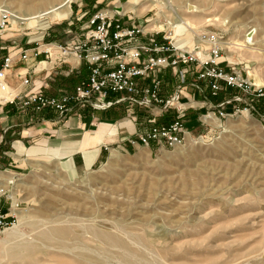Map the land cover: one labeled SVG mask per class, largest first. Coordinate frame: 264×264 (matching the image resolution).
<instances>
[{
	"label": "rangeland",
	"instance_id": "374dc122",
	"mask_svg": "<svg viewBox=\"0 0 264 264\" xmlns=\"http://www.w3.org/2000/svg\"><path fill=\"white\" fill-rule=\"evenodd\" d=\"M153 1L156 6L146 9ZM127 2H71L66 20L42 19L33 28L12 29L9 24L4 44L66 45L86 21L76 20L80 7L97 5L92 14L114 12L117 3ZM189 3L205 9L203 16L210 23L204 19L197 24L199 31L169 29L168 21L184 15ZM141 4L144 10L128 12L137 24L159 22L148 31L165 35L184 49L197 46V37L226 41L255 28L257 37L264 39V0H141ZM1 6L19 10L12 0H0ZM209 47L199 45L202 50ZM222 50L221 60L249 76L251 84L264 87V59L228 53L223 46ZM167 72L163 88L169 92L178 80ZM256 72L263 85L256 82ZM74 76L61 86L70 89L79 77ZM201 96L208 97L206 92ZM232 97H240L239 92H222L216 99ZM253 106L256 111L246 110L244 102L216 109L227 113L225 117L216 113L219 126L206 121L202 131L175 147H113L101 163L76 177L56 163L36 162L19 176L10 194L20 214L11 228L0 232V264H264V104ZM212 111L206 105L198 111L199 118ZM14 226L19 234L7 238ZM60 230L64 232L58 234ZM20 249L21 255L14 254Z\"/></svg>",
	"mask_w": 264,
	"mask_h": 264
},
{
	"label": "built area",
	"instance_id": "2783aa9c",
	"mask_svg": "<svg viewBox=\"0 0 264 264\" xmlns=\"http://www.w3.org/2000/svg\"><path fill=\"white\" fill-rule=\"evenodd\" d=\"M109 12L100 10L90 15L79 26L75 40L66 45L47 42L24 49L16 57L9 52L4 56L1 53L8 51L7 45L3 44V35L10 24L9 16L2 13L0 93L8 97L1 98L0 104L12 105L20 111L37 115L40 122L50 120L53 123H63L82 110L105 111L122 106L127 116L132 114L134 108L148 110L147 122L151 126L137 137L128 139V144L133 147H149L151 144L175 147L185 140L188 134L184 127L187 110L193 108L200 111L206 106L205 101L197 103L194 97H186L188 89L197 94L208 90L211 97H218L230 90L238 91L240 97L224 99L218 104L217 108L221 109L244 102L246 110L256 111L253 106L255 102L264 104V87L251 84L249 76L243 75L235 65L221 60L223 50L219 44H213L207 50L200 49L199 45L190 50L184 49L168 41L165 35L145 30L133 20L127 25L123 24L121 20L125 14ZM84 16L81 15L77 21ZM214 39L210 38L212 41ZM29 58L36 63L32 71L37 67L43 71L49 64H68L70 73L80 76L79 81L71 90H60L54 95H47L43 91L15 92L8 83L9 72L15 63H24ZM166 71H171L178 80V85L167 96L162 93L163 74ZM16 77L22 87L31 86L29 77L20 74ZM241 96L246 100L243 101ZM211 106L208 104L209 110H213ZM170 110L175 113L174 120L168 124H158L157 117ZM217 113L220 117L227 116L222 111ZM211 114L216 117L214 111ZM200 122L203 126L207 125L206 121L200 119ZM14 183L13 179L6 180V185L13 186ZM0 194H6L3 188H0ZM7 196L8 208H0V232L14 225L17 216L13 211L20 210L11 195Z\"/></svg>",
	"mask_w": 264,
	"mask_h": 264
},
{
	"label": "crops",
	"instance_id": "0c3cea01",
	"mask_svg": "<svg viewBox=\"0 0 264 264\" xmlns=\"http://www.w3.org/2000/svg\"><path fill=\"white\" fill-rule=\"evenodd\" d=\"M84 6L87 9L80 7L75 14L78 17L85 14L83 19L87 20L97 5ZM114 13L125 14L121 20L125 25L131 20L137 24L135 17L130 16V13L121 14L116 10ZM7 47L8 51L1 52L3 56L9 52L16 57L24 49L30 48L28 42ZM35 64L32 58L24 63H15L12 71L9 72L8 79L9 85L15 92L43 91L47 95H54L60 90H67L66 87L61 86L62 81L75 75L70 73L68 64L48 65L50 67L43 71H39L37 67L32 71L31 68ZM18 74L29 77L31 86L22 87L16 77ZM166 74L170 76L168 72L163 75L166 76ZM79 78L80 76L74 85ZM74 85L68 90H71ZM205 92L208 97L188 89L185 96L194 97L193 100L196 102L205 101L207 106L212 104L213 111L217 113L215 110L218 109L220 102L216 99L217 97L212 100L208 90ZM162 93L167 96L172 91L166 92L164 87ZM115 107L105 111L82 110L77 115L68 117L63 123H53L50 120L40 122L37 120V115L20 111L12 105L0 104V188L6 192L5 195L0 194V208L3 210L8 208L7 194H11L15 188V183L9 186L6 185V180L13 178L17 181L22 173L33 169L36 162L56 163L68 175L76 177L101 163L113 147L119 150L138 149L129 145L128 139L135 138L149 129L151 125L147 122L148 110L134 108L132 114L127 116L124 107L119 106L118 112H115ZM174 117V111L170 110L156 120L158 124H168L174 120ZM31 119L34 122L30 121ZM184 127L190 136L203 130L197 109L187 110Z\"/></svg>",
	"mask_w": 264,
	"mask_h": 264
},
{
	"label": "bare ground",
	"instance_id": "6f19581e",
	"mask_svg": "<svg viewBox=\"0 0 264 264\" xmlns=\"http://www.w3.org/2000/svg\"><path fill=\"white\" fill-rule=\"evenodd\" d=\"M53 1H56V0H12V2L16 3V7L19 10L25 9L28 12L24 13L23 11L21 12V10L20 11L15 10V11L10 12L9 9H8V11L5 10L4 8L2 9L3 6H1L0 7V16L2 13H6L9 16V23L12 26V29H17L21 25H24L26 28H33L35 26H38V24L41 22L42 19H48L50 22L68 19L71 16L70 3L75 2V1L79 2V0H57L56 3L51 4L50 2H53ZM132 1L133 0H128V2L124 3V4L117 3V8L115 10L119 11V12L121 11V13H128L129 11L139 12L141 10H144L143 7H142V9H140V7L142 5L141 0H138V3H134ZM45 3H46V7H43V9H41L40 7L44 6ZM155 3H158V2L153 1L152 3H150V5H147L145 8L148 9V8H151V6H156ZM47 4H48V6H47ZM204 11H205V9L194 7L190 3L186 4L184 15L179 14L178 16L175 17V19L168 21V28L173 30L175 28L183 26V27H185L189 30H192V31H199L197 24H199V23L201 24V22H203L205 20L207 22L211 21V20L205 19V17L203 16L204 14L202 13ZM103 12H105V11H103ZM109 14H111V13L109 12ZM156 23L158 24L159 22L154 21L151 24H147V26H144L145 27L144 29L145 30H153V29L157 28ZM158 28L162 29L163 27H162V25H160V26H158ZM248 31H250V30H248ZM248 31L245 33L243 32L244 34L242 35V37H239V38L233 37V38H230L226 41H218L217 40L218 38H215L214 41H212L210 39L203 40L202 38L197 37L195 44L196 45H210V46L213 44H219L221 47L223 46L228 53H231V52L242 53L243 52V53H245L246 57H248V56H250L251 58L260 57L261 59H264V39L257 37L259 34L257 31V28L251 29V32L249 35H247ZM216 40L218 42H216ZM255 46H257V47H255ZM180 47L185 48L184 46L183 47L180 46ZM186 48L189 49L188 47H186ZM246 53L248 54V56L246 55ZM42 65L46 66V64H42ZM255 71H258V70H255ZM255 77H256V82L261 84L262 80L257 76V72H256ZM262 85H263V83H262ZM10 92H12V91H10ZM7 97H8L7 95L0 93V99L1 98H7ZM202 119L204 121H207L209 123L214 124L215 126H219L221 124L220 120L210 113L205 114ZM189 136L190 135L187 134L185 138H190ZM115 151L116 150H112V154ZM116 153H114V154H116ZM58 170H59V166L56 167V171H58ZM112 173H114V172H112ZM6 178H8V177H6ZM10 179H13V178H10ZM13 213L18 217L20 214V211L14 210ZM6 230H8V229H6ZM63 232L64 231H62V230L57 231L58 234H62ZM18 234L19 233L17 232V228L14 226L11 231L6 233V236H7V238H10V237H15ZM53 252L51 253L52 255H53ZM22 253H23V249H20V250H16L14 254L21 255ZM38 254H39V252H38ZM54 255H55V253H54ZM41 262L39 261V264ZM61 263H63V262H61Z\"/></svg>",
	"mask_w": 264,
	"mask_h": 264
},
{
	"label": "water",
	"instance_id": "95a60500",
	"mask_svg": "<svg viewBox=\"0 0 264 264\" xmlns=\"http://www.w3.org/2000/svg\"><path fill=\"white\" fill-rule=\"evenodd\" d=\"M250 32H251V31H249L247 35H249V34H250Z\"/></svg>",
	"mask_w": 264,
	"mask_h": 264
}]
</instances>
